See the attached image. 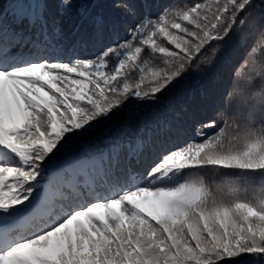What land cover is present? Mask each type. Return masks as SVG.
Returning <instances> with one entry per match:
<instances>
[{
	"label": "snow or ice",
	"instance_id": "6c2138e0",
	"mask_svg": "<svg viewBox=\"0 0 264 264\" xmlns=\"http://www.w3.org/2000/svg\"><path fill=\"white\" fill-rule=\"evenodd\" d=\"M0 264H264V0H0Z\"/></svg>",
	"mask_w": 264,
	"mask_h": 264
},
{
	"label": "trees",
	"instance_id": "16d2710c",
	"mask_svg": "<svg viewBox=\"0 0 264 264\" xmlns=\"http://www.w3.org/2000/svg\"><path fill=\"white\" fill-rule=\"evenodd\" d=\"M184 2H189V0H184ZM198 2H203V0H198ZM257 57L259 58V53H257ZM195 178L202 180L209 186H212L220 179V176L217 173L205 170L200 172L199 175Z\"/></svg>",
	"mask_w": 264,
	"mask_h": 264
}]
</instances>
